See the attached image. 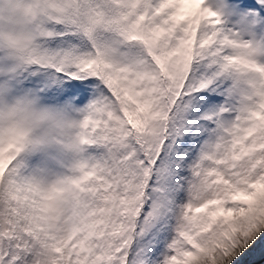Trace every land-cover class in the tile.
Here are the masks:
<instances>
[{
  "label": "snow or ice",
  "instance_id": "6c2138e0",
  "mask_svg": "<svg viewBox=\"0 0 264 264\" xmlns=\"http://www.w3.org/2000/svg\"><path fill=\"white\" fill-rule=\"evenodd\" d=\"M0 264H264V0H0Z\"/></svg>",
  "mask_w": 264,
  "mask_h": 264
}]
</instances>
